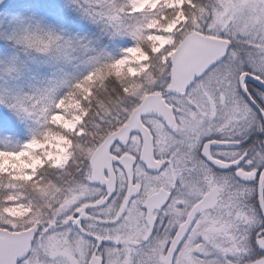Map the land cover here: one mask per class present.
<instances>
[{
	"label": "snow or ice",
	"instance_id": "obj_1",
	"mask_svg": "<svg viewBox=\"0 0 264 264\" xmlns=\"http://www.w3.org/2000/svg\"><path fill=\"white\" fill-rule=\"evenodd\" d=\"M0 264H264V0H0Z\"/></svg>",
	"mask_w": 264,
	"mask_h": 264
}]
</instances>
